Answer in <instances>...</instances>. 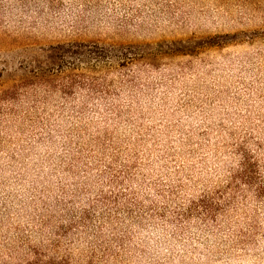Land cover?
<instances>
[{
	"label": "rangeland",
	"instance_id": "374dc122",
	"mask_svg": "<svg viewBox=\"0 0 264 264\" xmlns=\"http://www.w3.org/2000/svg\"><path fill=\"white\" fill-rule=\"evenodd\" d=\"M0 264H264V0H0Z\"/></svg>",
	"mask_w": 264,
	"mask_h": 264
}]
</instances>
